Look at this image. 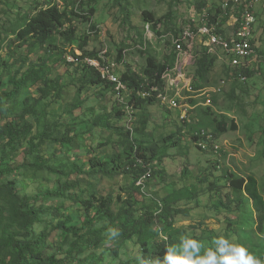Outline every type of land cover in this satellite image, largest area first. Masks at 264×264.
<instances>
[{"label":"rangeland","instance_id":"374dc122","mask_svg":"<svg viewBox=\"0 0 264 264\" xmlns=\"http://www.w3.org/2000/svg\"><path fill=\"white\" fill-rule=\"evenodd\" d=\"M246 1L254 5L253 13L256 18L253 30L255 57L249 65L252 77L242 75L246 77V81H242L239 75L235 80L234 73L239 69H231L222 60L216 62L206 81L195 78L193 87L196 91L222 89L221 93L211 94V107L203 105L191 112L192 122L197 123L182 124L179 111L169 108L166 110L160 104L147 108L148 125L144 134H136V141L146 146L152 144L154 149L162 148V139L173 133H176L180 141L176 146L166 145L167 156L163 158L160 168H157V159L153 160L152 153L147 152L146 159L152 162L148 163L146 168H153L152 174L156 171L158 173L153 178L151 174L149 181L141 185V193L131 191L133 179L130 176L127 178L121 174L115 178H106L104 175L92 174L94 169L89 165L91 158L98 156L103 162H107L124 150L121 144L124 138L115 130L97 127L96 122L107 120L112 126L124 127L125 121L118 115L120 107L116 95L110 90H105L104 86L82 89V66L77 67L70 61L73 59L72 49L62 38L57 39L56 46L60 52L58 55V51H53L55 56L48 62V67L52 71L51 78L60 84L59 97L51 94L42 98L37 88L33 87L7 102L5 111L0 114V123L4 124L16 121L27 107L32 106L36 113L26 117V121L31 124L29 139L36 149L31 151L26 141L20 146L17 156L8 151L6 154L0 153V168H10V172L2 179L3 183L15 181L21 195L33 198V204L37 207H58L61 214H64L60 217L45 216L43 222L35 226L36 234L50 233L57 223L69 216L73 218L74 224L83 226L87 217L76 200H46L41 196V193L55 191L60 184L67 182L81 184L76 191H71L79 196L87 197L95 189L101 196L113 195L116 199V209L120 205L118 197H121V201L126 200L131 193V202H138L134 207L137 218L151 210L155 216L156 229L164 228L165 224L172 220L175 228L185 230L184 233L178 234L177 238L194 234L205 247H212L211 241L216 237L225 238L226 229L229 232L235 229V243L243 245L264 262V236L251 240L252 231L257 230V220L256 211L248 195L241 212L229 214L224 209H216L220 198L224 200L229 193L227 172L230 171L255 174L264 195V0ZM222 2L223 0H0V80L3 82L1 91L11 92L10 81L21 78L32 65H40L42 58L46 56V52H39L38 49L31 51V47H21L20 43L15 41L14 32L21 28L26 18L54 5H59L63 10L69 8L68 12L75 14L72 17V27L78 37L88 40L89 53H96L98 56L106 53L105 58L112 65L117 64L119 51H122L126 64L138 75H143L146 59L138 52L139 37L144 34L141 21L143 12L153 13L156 18H164L170 14L165 24L160 26L159 33L162 38H146L158 59L162 61L165 56L173 54V36L179 34L180 28L192 24L193 18L198 25L204 16L213 15ZM168 42L171 43L169 46ZM78 44L76 43L74 48H77ZM194 45L196 53L200 48L198 44ZM77 53L79 51L75 52V56ZM49 56L51 53L47 57ZM184 66L188 76H195L194 65L189 66L186 62ZM124 71L125 68H121L117 69L116 73ZM233 88L235 93L231 95ZM206 108H211V111L218 115L234 119L237 124L236 130H229L217 136L227 143L221 156L202 152L194 144V136L200 129H215L206 115ZM143 112L138 110L137 123ZM47 122L52 129L58 130L59 136L71 132V137L78 135L79 139L70 147H62L53 142L40 143L39 135ZM185 129L188 131L186 134L183 133ZM37 154L52 159L50 166L56 167L60 173L47 170L36 173L33 168H23L24 165L29 167L33 164ZM126 163L123 162L119 167L125 169ZM73 164L84 167L86 174L73 173ZM17 167L20 168L15 169ZM210 182H215L221 191H211L208 186ZM186 188L194 192L193 197H182L173 203L174 208L180 209V212L185 211L184 213L163 215L162 206L156 209L153 205V200L162 205L163 200L172 195L177 197L179 192L183 193ZM5 202L1 201L0 206ZM59 234L55 232L52 238L46 241V246L49 247L46 252L48 256L59 251ZM117 240L122 244L121 248L109 238L102 248L93 253H97L98 258H104L106 264L128 261L138 264L136 258L141 256V252L136 239ZM72 241L73 239L66 243L64 252L69 249ZM113 249H119L118 258L113 255ZM1 257L0 254V261Z\"/></svg>","mask_w":264,"mask_h":264},{"label":"trees","instance_id":"16d2710c","mask_svg":"<svg viewBox=\"0 0 264 264\" xmlns=\"http://www.w3.org/2000/svg\"><path fill=\"white\" fill-rule=\"evenodd\" d=\"M69 9V8H68ZM68 9L63 10L59 5H54L48 9L41 11L35 16L28 17L24 20L21 28L14 32L16 42L20 43L21 47H31V51L36 49L39 52H46V56L42 58L40 65H32L21 78H16L10 84L12 91L9 93L2 92V81L0 80V114L5 111V105L7 102L18 97L23 91L36 87L37 91L41 94V97H47L51 94H55L59 97L61 91L60 84L55 79H52V71L48 67V62L55 55L52 54L54 50L58 51L56 42L58 38H62L65 43L72 49V56L75 58V52L79 51L82 54L81 60L86 58L98 59V54L89 53L88 40L80 38L76 35L74 28L72 27V17L74 13H69ZM221 7L213 14L210 15L211 21L217 20V15L220 13ZM170 17V14L166 17L156 18L152 13L143 12L141 14V21L143 25L152 24L153 30L157 36L162 38L159 33L161 24H165V20ZM227 20H224V22ZM70 26V27H68ZM68 27V28H67ZM95 30V29H94ZM182 28L179 30L178 37L182 32ZM255 35H252V44L254 43ZM140 50L139 54L146 59V67L143 71V75H137L133 69L125 64V73L122 75V81H124L130 88L139 87V83L143 80V76L155 79L157 83H160L162 75L167 71L175 67L177 62V53L173 52L171 56H165L162 61L157 57L150 44L145 45L143 35L139 37ZM78 44L77 48H74L75 44ZM171 43L168 42V46ZM175 49V48H174ZM1 50V47H0ZM60 50L58 51L59 55ZM51 53V56L47 57ZM57 55V58H58ZM195 58V76L194 80L200 79L206 81L210 71L214 68L218 61L216 56H213L207 52L205 48H200L194 53ZM122 51H119L118 62L123 61ZM55 60V59H53ZM82 74V89L88 87H105V90H110L114 93V89L101 81L99 74L93 69L87 67H80ZM235 80L239 78V75H246L252 77L250 67H241L235 71ZM235 93L233 88L231 95ZM115 95V93H114ZM155 104H158L154 100H140L137 109L144 111L139 122L134 124L133 133L124 127L112 126L107 120H99L96 122L97 127H104L106 130L117 131L124 140L121 144L124 150L114 155L109 161L103 162L98 156L89 160V165L93 168L92 174L104 175L106 178H115L121 174L127 178L130 176L133 181L131 184V191L142 192L143 187L137 186V182L146 172H148V159H146L147 152L152 153L153 160L157 159V168L162 165L163 158L167 156L166 145L176 146L180 138L176 136V133L171 134L168 137L163 138L162 148H155L154 145L146 146L145 144H139L136 141V134H144L148 125V115L146 113L147 108ZM120 107L118 115L121 120L125 121V113L123 108ZM206 115L210 120V124L215 127L220 133L227 132L229 130H236L237 124L234 119L227 117L226 115H218L211 111V108L205 109ZM29 115H36L34 108L27 107L23 114L18 117L16 121L7 123H0V153H9L18 155L20 146L24 142L28 141L31 151L36 149L34 143L29 139L31 134V124L26 121V117ZM138 118V116H137ZM137 124V126H136ZM70 134L65 136H59L57 129H52V126L47 122L44 124L43 131L39 135L40 143L53 142L56 145L62 147H70L75 144V141L79 139L78 135L71 137ZM52 157V156H51ZM17 158V157H16ZM49 160L41 154H37L34 158L33 164L29 167L26 165L23 168H33L36 173L42 171H50L51 173H60L54 166H50ZM143 161V162H142ZM125 164V169L119 166ZM114 167V168H113ZM17 167L15 169H19ZM74 172L77 175L86 174L84 167L78 164H73ZM153 170V168H151ZM123 170V171H122ZM10 172L8 166L6 168H0V202L6 201L0 206V254L2 264H106L104 258H98L97 253H93L100 248L109 239L108 230L117 229L119 236L113 238V243L119 245L117 238H124L125 241L136 239V244L139 247L142 258L152 261L153 264L157 260H162L165 255L166 249L169 246L179 244L180 239L177 238L178 234L184 233V228L177 229L171 222L165 224L164 228H155V216L154 213L149 210L142 213L140 218L136 217V209L134 207L138 202H131L133 197L129 194V197L121 201L119 196L117 201L118 209L115 208L116 199L113 195L101 196L97 193V190H93L87 197L73 194L71 191H76L81 187V184L64 183L60 184L55 191H46L41 193V196L46 200L52 199H69L76 200L77 204H81L82 209L86 215V220L83 226H79L73 223L72 217H66L61 220L58 225L53 227L50 233L36 234L34 228L37 224L43 222V218L47 215H54L60 217L61 210L57 208L37 207L33 204V198L22 196L18 190L15 181H8L3 183L2 179ZM157 171L152 174L157 175ZM61 175H63L61 173ZM229 178V193L224 198H220L219 204L216 205V209H224L227 213H238L242 211V206L248 195V199L252 200L253 209L256 211L257 230H253L251 233V240L262 238L264 236V195L260 190L258 179L255 174H241L237 171L227 172ZM72 176V175H71ZM69 177V175H68ZM207 181V180H206ZM209 189L211 191H221L215 182L209 183ZM89 193V192H88ZM194 192L187 188L183 193L171 196L168 199L163 200L164 204L159 205L153 200V205L156 209L161 206L163 215L168 213L182 214L180 209L173 207V203L183 197L187 199L193 197ZM68 195V196H67ZM85 197V198H83ZM135 201V200H134ZM60 233V242L58 246V252L52 255H47L48 246L46 241L51 239L54 233ZM225 238L234 243V236L237 237V230L233 232L224 231ZM193 239L200 240L198 237H194V234L190 236ZM220 237V236H219ZM217 238V237H216ZM73 239L71 246L64 252L67 247V242ZM212 240V239H211ZM119 249H113V255L115 258L119 257ZM61 254L63 255L61 257ZM121 264H132L131 261Z\"/></svg>","mask_w":264,"mask_h":264},{"label":"built area","instance_id":"2783aa9c","mask_svg":"<svg viewBox=\"0 0 264 264\" xmlns=\"http://www.w3.org/2000/svg\"><path fill=\"white\" fill-rule=\"evenodd\" d=\"M253 7L254 5L246 0H223L221 11L214 22L211 21L209 14L200 19L198 25L195 24L196 19L193 18L192 24L184 27L178 37L173 36L177 62L173 69L167 70L162 75L160 83L143 76V80L138 84L139 87L130 88L122 81L125 71L120 74L116 73L117 69L125 68V58L121 63L111 65L105 58L106 53L99 55L98 59L81 60L82 54L79 52L70 61L77 67L81 65L93 69L99 74L101 81L114 89L117 101L125 113V126L132 133L137 121L138 103L142 99H151L165 109L179 111V117L183 123L193 124L191 112L203 105L211 106L213 104L211 94L222 91L221 88L200 91L194 89L193 76H188L184 71L186 62L189 66L194 62V43L205 48L209 54L224 60L231 68L247 67L255 57L251 41L256 23ZM224 20L227 21L224 22ZM228 22L233 27L229 34L223 30ZM143 32L145 45L150 42L147 43L146 38L154 37L158 40L152 24L144 25ZM241 80L246 81V77L241 76ZM200 98L202 99L199 100ZM183 133H187V130ZM196 138L195 145L202 151L211 150L218 153L221 150V145L218 144L211 131L201 130L196 134ZM149 176L150 172L140 179L138 185L144 184Z\"/></svg>","mask_w":264,"mask_h":264},{"label":"clouds","instance_id":"9594fccd","mask_svg":"<svg viewBox=\"0 0 264 264\" xmlns=\"http://www.w3.org/2000/svg\"><path fill=\"white\" fill-rule=\"evenodd\" d=\"M199 48H202V47H199ZM254 51H255V48H254ZM217 59L218 61L222 62V60L219 59L218 57ZM195 62L196 61L194 58V62L192 65H194ZM225 65L229 66L226 62H225ZM249 65H247V67H249ZM231 69H234V68H231ZM235 69H239V68H235ZM193 79H194V76H193ZM211 106H207V107H211ZM194 123H197V122H194ZM182 124L189 125L188 123L187 124L182 123ZM201 130L211 131L214 137L216 138L218 144L221 145V150L218 153H214L211 150H208V151H202L201 149L199 150H201L202 152H211L215 156H218V155L221 156L223 147L226 146L227 144L226 142H223V140L221 141L217 137L221 133L217 131L216 129H213V131L206 130V129H200L198 132H200ZM196 139L197 138L195 135L194 144H195ZM148 172H150V176L147 178V180H145V182L149 181V179L151 178L152 169L149 168ZM148 172H146L144 175H146ZM138 182L136 183L137 186H141V185H138ZM119 234L120 233L117 229L108 230V236L110 239H113L119 236ZM211 244L213 245L212 247H205L204 243H202L201 241L193 239L190 236H182L180 238L179 244L167 247L165 255L163 256L162 260H157L155 264H264V262H262L256 255L251 253L246 247H244L241 244L234 243L227 238H224V237L214 238L211 241ZM136 259L138 261V264H153L152 261L146 260L139 256Z\"/></svg>","mask_w":264,"mask_h":264},{"label":"crops","instance_id":"0c3cea01","mask_svg":"<svg viewBox=\"0 0 264 264\" xmlns=\"http://www.w3.org/2000/svg\"><path fill=\"white\" fill-rule=\"evenodd\" d=\"M228 23L225 25V28H226L225 32L227 34L231 33V30H233L232 24L230 22H228Z\"/></svg>","mask_w":264,"mask_h":264}]
</instances>
